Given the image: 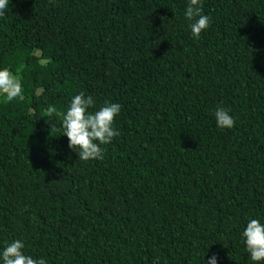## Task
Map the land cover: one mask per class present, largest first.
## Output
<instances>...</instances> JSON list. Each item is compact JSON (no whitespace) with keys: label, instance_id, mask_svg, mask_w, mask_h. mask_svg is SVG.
Instances as JSON below:
<instances>
[{"label":"trees","instance_id":"obj_1","mask_svg":"<svg viewBox=\"0 0 264 264\" xmlns=\"http://www.w3.org/2000/svg\"><path fill=\"white\" fill-rule=\"evenodd\" d=\"M9 0L0 67V250L47 264H252L264 222V0ZM84 92L121 105L104 158L81 161L62 114ZM54 108L51 114L49 108ZM217 107L235 126H216Z\"/></svg>","mask_w":264,"mask_h":264},{"label":"clouds","instance_id":"obj_2","mask_svg":"<svg viewBox=\"0 0 264 264\" xmlns=\"http://www.w3.org/2000/svg\"><path fill=\"white\" fill-rule=\"evenodd\" d=\"M9 0H0V17L5 15ZM191 34L198 39L202 32H207L211 17L204 14L202 0H188L184 10ZM0 97L11 102L24 99L23 85L18 75L8 67H0ZM91 95L84 92L74 95L62 114V135L69 141V148L81 161H95L104 158V148L113 143L120 135L115 127L116 117L121 112V105L106 102L99 107ZM54 108H49L51 114ZM216 126L221 130H230L235 126V117L231 110L217 107L214 111ZM242 243L252 264H264V222L259 218L249 219L242 232ZM23 240H13L0 250V264H47L44 258H34L25 254ZM204 264H218L216 255H212Z\"/></svg>","mask_w":264,"mask_h":264}]
</instances>
